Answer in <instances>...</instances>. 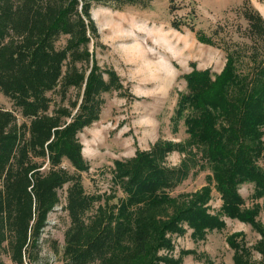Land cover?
<instances>
[{"label":"trees","instance_id":"trees-1","mask_svg":"<svg viewBox=\"0 0 264 264\" xmlns=\"http://www.w3.org/2000/svg\"><path fill=\"white\" fill-rule=\"evenodd\" d=\"M38 1L42 10L30 6L15 13L0 6V92L28 121L21 125L28 138L23 136L20 142V127L9 112L0 110V183L7 193L9 189L11 192L8 197L0 189V245L6 241L12 259L23 264L22 252L26 254L30 241L44 226L47 213L58 205L57 191L68 184L67 211L73 227L67 237V260L62 264H89L95 259H106L105 264H177L156 255L158 250L171 247L166 233H182L181 224L185 222L201 235L224 223L219 216L207 213L210 196L206 188L192 194L186 204H176L165 191L176 185L178 173L163 169L149 152L137 151L131 160L114 162V179L125 194L122 219L107 223L96 217L90 225L83 220L96 197L86 195L81 183L80 173L87 172L89 165L82 156L78 134L97 122L103 94L123 90L115 71L99 67L94 57L90 61V41L99 44L90 15L91 2L123 5L149 0H81V13L78 0H59L56 8L50 7L54 0ZM247 18L252 21V37L262 38L263 19L258 14ZM84 20L91 37L86 36ZM172 26L178 29L179 25L173 22ZM62 36L66 37L65 44L57 48ZM196 39L215 46L202 32H196ZM243 55L248 58V71L238 68ZM89 62L92 69L71 122L67 119L77 100L70 108L58 105L48 114L51 101L47 94L57 91L64 98L71 87L80 93L86 69L79 70L76 64L88 68ZM183 78L186 90L179 94L177 112L183 114L188 141L203 148L212 162L227 164V169L215 168L213 177L222 200L221 214L249 224L260 236L251 248L246 246L242 233L229 236L233 263L264 264V226L256 222L254 210L243 207L238 193V186L249 182L254 186V197L264 199V173L256 164L260 153L254 155L255 135L264 122V50H229L219 74L193 68ZM230 118L236 122L231 123ZM158 146L159 154L173 148V144L163 142L153 150ZM47 154L53 169L43 175L41 166L30 159H44ZM63 160L69 161L74 173L54 169ZM13 161L17 164L15 170ZM173 202L174 212L169 214ZM142 203L146 209L139 207ZM132 208L138 210L136 217ZM100 226L102 230H98ZM134 226L135 231L131 228ZM252 250L260 255L258 262L252 260Z\"/></svg>","mask_w":264,"mask_h":264},{"label":"rangeland","instance_id":"rangeland-1","mask_svg":"<svg viewBox=\"0 0 264 264\" xmlns=\"http://www.w3.org/2000/svg\"><path fill=\"white\" fill-rule=\"evenodd\" d=\"M78 1L77 9L81 13L83 3ZM59 4V0H54L50 7L56 8ZM0 6L15 13L30 6L41 9L38 0H2ZM254 14L260 15L264 23V0H149L123 5L112 1L91 2L90 15L99 34L96 40L99 44L90 41V61L94 57L99 67L115 71L123 90L103 94L104 103L97 122L78 134L82 156L89 165L87 172L80 173L81 183L86 195L96 197L83 216L87 225L96 217L107 223L122 219L121 203L125 194L114 179V162L131 160L141 151L157 157L155 160L163 169L178 173L176 185L165 191L176 204H186L192 194L206 188L210 196L207 213L219 216L224 223L221 228L206 229L201 235L182 223V233L165 234L171 247L158 250V257L177 264H234L233 250L227 244L229 236L242 233L249 248L259 241V234L249 224L221 214L222 200L215 190L213 177L215 168L227 169V164L212 162L203 148L188 141L183 114L177 112L179 94L186 90L183 77L193 68L219 74L229 50L246 51L253 47L264 50V35L253 38L249 31L252 21L247 17ZM84 21L86 36L91 37L88 22ZM173 22L179 25L178 29L172 26ZM196 32L211 38L215 46L199 43ZM65 41L66 37H60L56 47L62 48ZM243 56L238 68L248 71V58ZM91 66L92 62L88 68L76 64L79 70L86 69L80 93L71 87L64 98L57 91L47 94L51 101L48 114L58 105L70 108L77 100L72 116L67 119V123L71 122L82 101ZM0 110L9 112L20 127V142L23 136L28 138L23 134L26 129L21 126L28 121L1 92ZM228 120L236 122L235 118ZM163 142L173 144V148L162 154H159V146L153 150ZM254 144L255 157L260 153L257 167L264 173V122L255 135ZM31 158L32 163L41 166L39 171L43 175L53 169L48 154L44 159ZM16 168L13 161L12 170ZM54 169L74 173L68 160ZM67 187L68 184L57 191L58 205L47 213L44 226L30 241L26 254L22 252L23 264H62L67 260V237L73 227L67 211ZM0 189L10 197V189L7 193L3 183ZM254 190L249 182L238 186L243 207L254 210L256 222L264 226V199H256ZM173 205L174 202L169 205V214L174 212ZM139 207L147 208L143 203ZM131 211L136 217L138 210L132 208ZM131 228L135 231L136 226ZM98 230H102L101 226ZM10 250L6 241L0 245V264H17ZM251 254L254 262L260 260L256 251L252 250ZM105 263L106 259H95L89 264Z\"/></svg>","mask_w":264,"mask_h":264}]
</instances>
